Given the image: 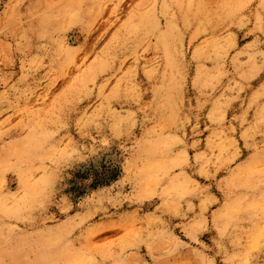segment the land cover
I'll return each mask as SVG.
<instances>
[{
  "label": "rangeland",
  "instance_id": "rangeland-1",
  "mask_svg": "<svg viewBox=\"0 0 264 264\" xmlns=\"http://www.w3.org/2000/svg\"><path fill=\"white\" fill-rule=\"evenodd\" d=\"M0 264H264V0H0Z\"/></svg>",
  "mask_w": 264,
  "mask_h": 264
},
{
  "label": "trees",
  "instance_id": "trees-1",
  "mask_svg": "<svg viewBox=\"0 0 264 264\" xmlns=\"http://www.w3.org/2000/svg\"><path fill=\"white\" fill-rule=\"evenodd\" d=\"M120 170L116 169H105L101 174H96L93 177L91 188H98L101 186H106L111 182H114L120 176Z\"/></svg>",
  "mask_w": 264,
  "mask_h": 264
}]
</instances>
